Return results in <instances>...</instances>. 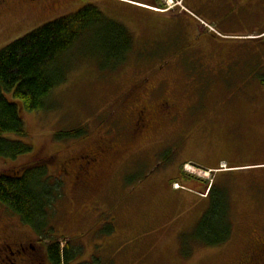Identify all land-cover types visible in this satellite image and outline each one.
<instances>
[{
	"label": "rangeland",
	"instance_id": "obj_1",
	"mask_svg": "<svg viewBox=\"0 0 264 264\" xmlns=\"http://www.w3.org/2000/svg\"><path fill=\"white\" fill-rule=\"evenodd\" d=\"M181 3L173 7L165 0L157 5L175 10L168 15L147 14L134 6L102 5L109 19L119 21L132 34L130 57L118 70L105 73L97 60L80 54L81 44L75 46L67 60L71 73L53 92L52 109L23 115L29 138L22 141L33 153L0 164V174H5L45 160L52 177L60 178L65 162L92 150L103 138L115 141L120 155L103 163L105 169L95 185L59 179L63 198L56 199L51 227L61 242L73 239L70 253L79 251L77 264H240L250 242L264 235V166L215 177L214 198L222 196L226 204L224 225L229 238L219 246L222 238H213L217 244L206 247L209 240L197 235L210 208L209 198L202 195L213 181L204 169L224 160L229 168L264 164V158L252 157L249 150L243 160L233 148L264 149V94L239 99L242 86L232 85L263 71L256 62L264 60V34L259 36L264 8H234L218 16L219 22L207 21L197 10L216 30L215 37L189 16L179 19L184 10ZM198 60L208 62L210 71L214 62L229 60L218 79L224 94L214 89L202 92L204 85H213L201 74ZM255 88L250 91L259 92ZM163 99L176 105V114L152 135H134L135 106L155 107ZM85 126L89 134L81 140L56 139L60 132ZM175 185L184 190L177 192ZM9 216L2 213L0 228L7 225ZM21 231L33 235L32 229Z\"/></svg>",
	"mask_w": 264,
	"mask_h": 264
},
{
	"label": "trees",
	"instance_id": "obj_2",
	"mask_svg": "<svg viewBox=\"0 0 264 264\" xmlns=\"http://www.w3.org/2000/svg\"><path fill=\"white\" fill-rule=\"evenodd\" d=\"M181 24L184 25L183 21ZM79 44L80 54L97 60L100 69L106 73L116 71L124 65L133 51L134 39L127 27L117 20L109 19L104 11L93 4L29 34L0 52V164L33 153V148L22 141L29 138L23 115L52 109L53 92L67 81L71 73L72 67L67 62L68 55ZM85 45L89 48L83 47ZM88 132L89 129L85 126L83 129L60 132L56 139L78 141L87 136ZM233 148L237 156L243 160L248 158V150L252 157L264 158V149L234 146ZM89 151L96 158L101 154L100 159L89 167V174L92 175L90 182L95 185L105 169L103 163L110 157L118 158L120 152L116 151L115 141L106 138ZM89 151H85L84 154H90ZM79 156L81 158V155ZM79 156L72 160L79 159ZM80 165L88 167L86 161ZM247 166L264 164L262 161L256 164L245 163L236 168ZM16 169L0 174V211L2 208L7 211L10 214L8 220L11 222L15 219L22 227L32 229L33 235H26V240L41 239L49 242L51 239L55 240L59 236L57 230L51 227V222L55 218L56 199L63 198L59 179H72L78 183L80 175L62 178L61 176L65 175L60 171L58 172L60 178H53L49 162L45 160ZM80 172L83 175L87 173L85 170ZM52 179H56V183H53ZM214 190L215 182L209 192V200L207 198L210 208L197 228L198 237L202 236L209 240L208 246L203 244L206 247L217 244L211 241L213 238L214 241L222 238L220 244L216 246L229 238L228 228L224 225L228 220L226 204L221 200L222 196L215 201ZM20 229L16 228L10 235L20 236ZM218 229L221 231L218 232ZM65 240L68 242L73 239ZM72 245L67 244L62 249L59 240L51 241V244L45 245L48 261L51 264L76 263L79 251L72 250L73 253H70Z\"/></svg>",
	"mask_w": 264,
	"mask_h": 264
},
{
	"label": "flooded vegetation",
	"instance_id": "obj_3",
	"mask_svg": "<svg viewBox=\"0 0 264 264\" xmlns=\"http://www.w3.org/2000/svg\"><path fill=\"white\" fill-rule=\"evenodd\" d=\"M120 0H0V52L19 42L31 33L52 24L53 22L71 16L78 10L81 11L89 5L101 6L108 3L120 4ZM127 1V0H126ZM163 3V0H137L136 3L154 4ZM97 6V7H98ZM77 9V10H76ZM146 13V12H145ZM149 14V13H147ZM177 107L171 104L167 99L160 101L155 107L141 103L136 105L133 111L135 120L133 133L134 135L147 136L155 133L162 122L176 114ZM150 137V136H149ZM90 154L81 153V158L65 162L60 171L64 177L80 175L78 180L87 183L92 179L89 167L99 158ZM84 154V155H83ZM87 163L88 167L84 168L80 164ZM85 170L83 175L80 171ZM94 170V169H92ZM77 180V179H75ZM7 211L1 210L2 213ZM1 219V218H0ZM0 228V264L5 258L4 263L10 264H51L47 259L46 243L41 239L32 241L26 240V234L21 231L20 236H11L16 228H22L19 221L15 220L6 222ZM259 228V226H258ZM20 229V230H22ZM30 230V229H29ZM260 231V229H259ZM32 241V242H29ZM12 257V261L10 259ZM240 264H264V235L257 241L250 242V250L246 252Z\"/></svg>",
	"mask_w": 264,
	"mask_h": 264
},
{
	"label": "crops",
	"instance_id": "obj_4",
	"mask_svg": "<svg viewBox=\"0 0 264 264\" xmlns=\"http://www.w3.org/2000/svg\"><path fill=\"white\" fill-rule=\"evenodd\" d=\"M144 4V3H142ZM185 7L195 13L196 16H198L199 18L201 16H199L197 13L199 11L203 12L204 15L207 16V21L209 22H219L218 20V16H225L226 13L228 11L232 12V9L236 8L237 11L244 9V8H249V7H262L264 8V0H184ZM149 5V4H147ZM152 7H158V2H155L154 4H150ZM197 11V12H196ZM188 18L186 16H184V19ZM202 18V17H201ZM200 18V19H201ZM203 20V19H202ZM221 25V23H220ZM229 24L227 23L226 26H228ZM196 27V26H195ZM224 28H226L225 26H223ZM264 34V29L263 31H261L259 33L260 35ZM198 62L200 63V71L201 74L205 75L206 77L211 79V86L213 85V87L204 85L201 90L202 92H207L210 91L212 92L213 89L216 91H219L220 94H224L226 91L223 90V87L220 85H223L222 82H219L218 79L220 77V72L221 69L224 68L225 66H227L229 64V60H224V61H216L213 63V65H210V69L211 71L206 68L208 66V62H203L202 60H198ZM247 63L248 61H244ZM244 62L242 63L244 65ZM259 64V68L263 69L262 72H257L255 73H251L250 77H248L247 79L244 78L242 80H238L232 83L233 86H242L240 89V92H237L238 94V98L239 99H245V96H249L250 98H252L251 95H255L257 96L258 94H264V60L260 61V62H256ZM249 65H251V62H249ZM248 65V66H249ZM247 66V67H248ZM245 72L244 74H246V68L243 69ZM262 81V82H260ZM204 83H202L203 85ZM263 84V85H262ZM256 87L254 90H257L259 92H252L250 90H252V88ZM214 92V93H215ZM232 96H228L226 99H230ZM233 98V97H232ZM256 98V97H254ZM253 99V98H252ZM222 106H219V108H221ZM227 160L224 161H220L218 162V166L217 167H208L207 169H214L217 170L220 167V164L222 162H226ZM250 169H255L256 166H247ZM180 192V191H177ZM190 192V191H188Z\"/></svg>",
	"mask_w": 264,
	"mask_h": 264
},
{
	"label": "snow or ice",
	"instance_id": "obj_5",
	"mask_svg": "<svg viewBox=\"0 0 264 264\" xmlns=\"http://www.w3.org/2000/svg\"><path fill=\"white\" fill-rule=\"evenodd\" d=\"M127 2L130 3V4H135L137 2V0H127ZM167 3L172 4L173 7H177L178 0H177V3H174L173 0H167ZM141 6L142 7H145V8H150L151 7V5H147V4L146 5H141ZM162 10H164V11H170V9H168L166 7L164 9H162ZM204 182L207 183L206 180ZM178 186L179 185H177V187Z\"/></svg>",
	"mask_w": 264,
	"mask_h": 264
}]
</instances>
